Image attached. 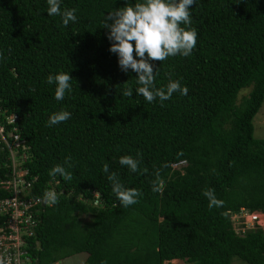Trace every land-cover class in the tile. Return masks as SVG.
Instances as JSON below:
<instances>
[{
	"label": "trees",
	"instance_id": "obj_1",
	"mask_svg": "<svg viewBox=\"0 0 264 264\" xmlns=\"http://www.w3.org/2000/svg\"><path fill=\"white\" fill-rule=\"evenodd\" d=\"M124 3L61 0L62 11L76 9V22L65 27L47 14L46 0H0V124L22 140L25 197L37 199L29 234L21 235L23 255L28 264L77 252L85 253L79 264H230L232 257L264 264V229L239 234L232 223L239 208L264 212V137H253L251 124L264 97V0H195L192 54L151 62L156 87L176 80L187 95L152 103L136 93V73L118 66L102 27ZM61 71L72 87L57 100L47 76ZM126 85L132 96L122 95ZM62 109L71 118L49 127ZM123 155L148 171H130L119 163ZM8 161L0 147V180ZM105 163L142 193L137 203L119 202ZM57 164L70 181L49 175ZM50 189L54 205L41 202ZM208 189L223 206L208 207ZM4 220L0 214V226Z\"/></svg>",
	"mask_w": 264,
	"mask_h": 264
},
{
	"label": "clouds",
	"instance_id": "obj_2",
	"mask_svg": "<svg viewBox=\"0 0 264 264\" xmlns=\"http://www.w3.org/2000/svg\"><path fill=\"white\" fill-rule=\"evenodd\" d=\"M46 3L48 5L47 14L61 16L65 27L69 25V22H76L75 8L62 11L61 0H46ZM194 3L195 0H140V2L130 5L125 0L122 7L107 12L104 17L102 27L107 29V39L111 42L109 51L116 54L118 66L122 71L127 73L131 70L136 73V83L139 85L136 88V93L149 103L157 98L161 102L169 100L174 92L187 95V87H182L176 80H169L165 87H156L155 68L151 62H162L171 56L187 57L192 54L197 43V32L195 28L191 27L189 9ZM72 78L69 73L62 71L47 76V83L55 84L57 100H63L66 92H71L70 81ZM132 94V88L126 85L122 95L129 97ZM70 118L71 113L62 109L49 116L48 126L65 122ZM137 155L140 154L137 153ZM70 160L71 157H68L65 161L69 167L71 166ZM119 163L132 172L148 171L147 168L140 169V161L130 155L119 157ZM103 172L107 174V179L112 184V192L124 207L138 202V197L142 193L135 188L125 187L121 184L116 173L109 172L107 163L103 165ZM49 175H60L67 181L72 179V174L60 164L53 166ZM161 190L162 184L153 182L152 191L160 192ZM203 195L209 201V208L221 207L224 204L222 200L216 198L212 189L204 190ZM42 202L48 205L58 203L57 193L54 190L45 191ZM247 212L257 215L261 213L256 210ZM234 231L239 233L235 228ZM0 264H3V260H0Z\"/></svg>",
	"mask_w": 264,
	"mask_h": 264
},
{
	"label": "built area",
	"instance_id": "obj_3",
	"mask_svg": "<svg viewBox=\"0 0 264 264\" xmlns=\"http://www.w3.org/2000/svg\"><path fill=\"white\" fill-rule=\"evenodd\" d=\"M6 119L7 121L12 120L13 115L7 116ZM23 146L22 140H19L15 133L11 130H4L0 124V147L4 148L6 158L9 160L8 176L0 180V188L9 190V196L0 198V214L5 216L4 224L0 226V260H3V264H28L27 257L23 255L25 246L21 245V235L29 234L26 228L31 223L29 208L36 203L37 199L25 197L29 183L23 180L24 170L19 166V160L24 159ZM18 149L21 152L19 155L16 154ZM171 165L174 166V163ZM237 214L238 216L239 214L247 215L252 220L257 215L247 212L243 208H240ZM259 214H263V212ZM239 218L241 217L239 216ZM254 226H259V224L255 221L250 223V227ZM245 228L238 226L236 230L241 233Z\"/></svg>",
	"mask_w": 264,
	"mask_h": 264
},
{
	"label": "rangeland",
	"instance_id": "obj_4",
	"mask_svg": "<svg viewBox=\"0 0 264 264\" xmlns=\"http://www.w3.org/2000/svg\"><path fill=\"white\" fill-rule=\"evenodd\" d=\"M244 92V91H242ZM251 124H252V135L256 138H263L264 137V97L255 112V114L251 118ZM238 216V214H236ZM233 216L232 223L234 224L235 230L238 228V226L250 227V223H253L254 221L259 224V227L264 228V212L263 214L256 215V218L254 220L250 219L247 215H240L239 216ZM81 221L87 219V216H80L78 217ZM239 232V230H238ZM85 257L84 252H77L70 254L69 256L63 257L57 261H55L52 264H79ZM162 264H183L181 260L178 259H171L168 261V263L162 262ZM230 264H247L243 262L242 260L232 257L230 260Z\"/></svg>",
	"mask_w": 264,
	"mask_h": 264
}]
</instances>
